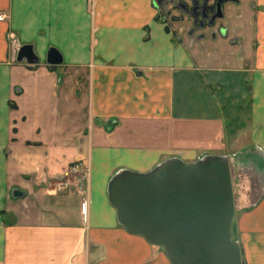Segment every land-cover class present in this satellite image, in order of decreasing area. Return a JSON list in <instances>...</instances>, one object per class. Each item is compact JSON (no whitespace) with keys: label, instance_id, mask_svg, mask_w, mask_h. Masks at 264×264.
Masks as SVG:
<instances>
[{"label":"crops","instance_id":"crops-1","mask_svg":"<svg viewBox=\"0 0 264 264\" xmlns=\"http://www.w3.org/2000/svg\"><path fill=\"white\" fill-rule=\"evenodd\" d=\"M224 4L256 18L188 30L185 44L153 0L102 2L92 14L88 0H0V264L142 262L150 243L118 222L107 188L120 170L166 160L164 148L140 143L142 126L159 134L175 121L198 123L202 142L225 123L237 167L256 177L251 197L263 193L237 213L233 233L245 263L264 264V0ZM229 44L240 48L231 66L215 56ZM23 45L38 64L17 61ZM50 48L64 57L56 68L45 61ZM75 165L89 174L87 201L72 180L53 184Z\"/></svg>","mask_w":264,"mask_h":264},{"label":"water","instance_id":"water-1","mask_svg":"<svg viewBox=\"0 0 264 264\" xmlns=\"http://www.w3.org/2000/svg\"><path fill=\"white\" fill-rule=\"evenodd\" d=\"M228 1L217 0L210 24L224 18ZM17 61L38 64L33 45L21 46ZM45 61L56 68L64 57L50 48ZM231 159L205 155L185 162L173 157L146 173L120 170L107 188L118 222L130 234L163 248L172 264H246L240 244L232 239L236 195ZM262 196H253L252 206Z\"/></svg>","mask_w":264,"mask_h":264},{"label":"rangeland","instance_id":"rangeland-1","mask_svg":"<svg viewBox=\"0 0 264 264\" xmlns=\"http://www.w3.org/2000/svg\"><path fill=\"white\" fill-rule=\"evenodd\" d=\"M111 1V0H109ZM108 0H88V7L90 14L94 13V9L98 8L99 3L109 2ZM154 4L156 0H153ZM163 1V4L159 6L158 10L156 11V17L158 18L159 22H166L168 24V31L174 34L176 40L180 42H184L186 44L187 40V32L199 33V28L194 25L193 17L189 14L188 10L181 8V3L186 5L187 8H192L195 2L198 5H201L205 0H160ZM209 4H213L215 0H208ZM230 5H224V13L226 18L217 23L215 29L218 31L219 27H228L231 22H236L237 19L236 14L242 15L244 18H252L254 17L257 12H253L251 8L245 9H234L233 11L229 7ZM256 13V14H255ZM254 15V16H253ZM3 16V15H1ZM5 16V15H4ZM6 18V17H5ZM256 18V16H255ZM196 27V28H195ZM194 28V29H192ZM251 29L248 32L244 33L252 34ZM229 35L232 36L236 33L237 28L230 29L229 27ZM219 33V32H217ZM229 45H225L223 48L218 47L217 53L215 56H223L228 58L229 65L231 66L232 63L235 61V55L233 52H237L240 50L238 46L234 48ZM226 51V52H222ZM233 51V52H232ZM249 53V51H247ZM191 58L195 62V65L198 66L199 62V52L191 51ZM232 60V61H231ZM218 128V127H217ZM215 127H207L206 128V139L205 142L202 140L200 141V130L198 123H184V122H177L170 124L167 128L160 129L161 133L158 134L156 132V128L154 125L151 124H143L142 126V141L140 143L145 144L147 147H158L164 148L167 153L162 155V159H167L171 157H181L182 160L185 162H195L201 159L205 155H223L228 156L229 158L232 157L231 164L234 168V176H233V189L236 195L235 198V207H236V214L232 224V239L236 241V229H234L235 219L237 213H242L245 211L250 210L252 207V184H249V177L245 173L237 167L239 156L236 157L235 153L237 152L236 148L232 147L228 140L225 137V123L222 124L219 129ZM155 129V130H154ZM219 130V131H218ZM217 133V134H216ZM216 134V135H215ZM138 136V135H137ZM204 136V135H203ZM202 136V139H203ZM139 137H137V141ZM174 152V153H172ZM242 158V157H241ZM240 158V159H241ZM76 166V165H75ZM70 169L62 176L57 177L54 179V185H61L63 182L72 180L75 183L76 189L81 193L86 201L88 200L90 180H88L89 174L88 172H83L78 169L77 173H70L69 176L66 177V174H69ZM89 177V178H88ZM251 181V179H250ZM87 207V205H86ZM85 207V209H86ZM234 229V233H233ZM143 242V259L142 262L139 264H171L170 260L168 259L165 250L161 247L154 246L152 244H147L144 240Z\"/></svg>","mask_w":264,"mask_h":264},{"label":"flooded vegetation","instance_id":"flooded-vegetation-1","mask_svg":"<svg viewBox=\"0 0 264 264\" xmlns=\"http://www.w3.org/2000/svg\"><path fill=\"white\" fill-rule=\"evenodd\" d=\"M162 4H163V1L156 0L154 5L159 9V6H161ZM180 5H181V8L185 10L189 9L188 12L193 17L194 25L197 26V28H199L198 32L200 35L211 34L213 32V28L217 25V23L224 20L225 18V14H224V18L216 19L213 24H210L212 16L216 11L217 0H215L213 4H209L208 0H205V2H203L201 5H198V3L195 2L192 8H187V6L182 3ZM224 5L225 4H223V12H224ZM222 29L223 27H219L218 31L220 32ZM243 172L245 173V175L247 174L249 179H251L253 190L254 192H256V189H258L259 186L254 180L256 177L252 176L254 172L252 171L250 172L247 169L244 170Z\"/></svg>","mask_w":264,"mask_h":264},{"label":"built area","instance_id":"built-area-1","mask_svg":"<svg viewBox=\"0 0 264 264\" xmlns=\"http://www.w3.org/2000/svg\"><path fill=\"white\" fill-rule=\"evenodd\" d=\"M5 18V16L3 15V16H0V21H2L3 19ZM78 172V166L76 165V166H74V167H72L71 169H70V172H69V174L67 173L66 174V177L67 176H69L70 175V173L72 174V173H77ZM81 193H83L82 192V188H81ZM84 201H86V199H84ZM83 205H84V207L86 206V202H83Z\"/></svg>","mask_w":264,"mask_h":264}]
</instances>
